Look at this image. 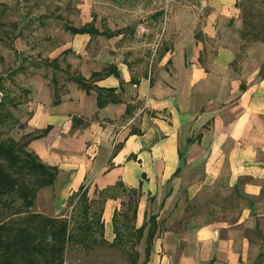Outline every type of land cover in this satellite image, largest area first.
I'll use <instances>...</instances> for the list:
<instances>
[{"label":"crops","instance_id":"crops-1","mask_svg":"<svg viewBox=\"0 0 264 264\" xmlns=\"http://www.w3.org/2000/svg\"><path fill=\"white\" fill-rule=\"evenodd\" d=\"M192 1L198 10L177 14L179 30L176 9L169 27L160 30L163 42L157 72L130 71L131 63L117 52L123 35L96 37L102 46L108 43L107 52L97 47L91 61L70 59L71 71L86 78L93 71L115 64L124 81L122 89L113 75L96 84L117 88L122 102L98 108L94 90L87 94L76 83L63 80L59 84L61 102L54 104L50 80L35 79L27 133L48 125L52 129L47 136L33 140L29 149L44 162L60 168L54 186L44 189L56 188L65 195L84 183L90 185L89 193L93 194L95 187L103 189L119 180L129 188H137L143 181L136 227L145 221L149 207L142 173L151 183L147 194L150 191L155 200L164 185L175 182L168 194L176 195V210L185 214L176 219V264H264V101L252 99L255 76L249 74L246 60L238 56L242 17L236 3L240 0ZM80 7L85 21H89V5L82 3ZM184 19L190 20V30H183ZM142 20L148 22L147 17ZM121 27L109 23L112 30ZM69 35L72 51L82 57L89 54L86 48L90 35ZM256 43L258 49L264 48ZM99 49L104 52L102 58ZM132 78L139 83H132ZM137 101L140 107L127 115L126 105ZM73 117L78 118L75 126ZM131 130L140 133L132 134ZM198 133L201 138L186 144L187 138ZM119 144L122 148L112 157ZM210 190L224 200L234 197L239 206L237 215L200 222V217L207 214L195 211L204 203L200 196ZM236 194L242 197L236 200ZM121 200L110 198L104 204L106 233ZM158 241L157 236L148 264H153L155 256L160 260L157 264H174L169 253H161L162 247L166 249L165 245L159 248Z\"/></svg>","mask_w":264,"mask_h":264},{"label":"rangeland","instance_id":"rangeland-1","mask_svg":"<svg viewBox=\"0 0 264 264\" xmlns=\"http://www.w3.org/2000/svg\"><path fill=\"white\" fill-rule=\"evenodd\" d=\"M82 3L89 5L91 17L88 18L89 21H85L83 17L80 7ZM194 6L195 3L192 0H0V100L6 104L1 111L7 116L5 122L0 124V139L21 140L27 134L24 124L30 118L31 86H33L32 82L35 79L50 80L56 77L62 85L63 80L66 81L68 77L65 70L70 59L77 61L78 59L91 58L89 59L91 61L93 55H97V47H104L103 50L107 52L108 43L106 42L102 46L100 41L93 37L86 48L89 54H85L84 57L76 54L69 47L71 39L69 32L65 29L66 25L81 26L96 16L95 23L101 30L109 28L110 22L116 27H134L136 32L133 35L130 34V29L125 30L117 52L122 55L124 60L131 63L129 65L130 71L137 74L144 73L146 69L157 72V56L163 42L159 36L160 30L169 27L175 9L176 30H179L180 19L177 14L180 11L188 12L190 9L197 11L198 9ZM156 10L164 11V17L158 19L159 24L152 21V15ZM166 10L167 14L165 13ZM144 17L148 18L147 23L143 22L142 18ZM201 22L202 19L200 24ZM190 23V20L184 19L183 30H190L193 27ZM257 46L258 44L255 46L254 42L241 41V51L238 56L239 60H246L249 74L255 76L252 81L256 83L253 87L252 99L264 101V81L260 82L262 79L260 73H255L264 60V48L258 49ZM260 46L264 47V43H261ZM99 54L98 56L102 58L104 52L99 49ZM56 57L59 58L60 70L49 65L51 60ZM133 105L135 108L140 107V101ZM143 180L146 184L145 197L148 196L149 201L146 212L148 215L151 213L158 214L160 224L158 238L160 241L157 245L159 248L165 245L166 251L162 247L161 253H169L172 256L170 262L176 264V229L178 227L176 226V219L184 218L185 214L176 210V195L167 196L168 191L172 189L170 185L175 184V182L172 181L164 185L158 200L154 198L153 200L150 197L151 192L149 191L147 194L151 183L146 178ZM116 192L119 191L117 189L109 191L111 194ZM116 194L119 195L118 199H122L118 220L123 222L125 218L122 214L126 211L124 203L128 201V197L123 194ZM67 196L70 197L71 195L59 193L56 188L42 189L38 193L33 210L49 216H67L74 226L80 220V207L76 203L78 198L76 197L71 201V204L66 206ZM89 196L91 199L96 198V195L92 193ZM200 197L204 203H201L198 211L207 214V216L200 217V222L213 217L233 218L239 211V206L235 202L227 200L228 196L224 200L210 190L208 194L205 195L204 193ZM164 199L168 200L162 206L160 203ZM98 208L99 206L93 207V211L98 210ZM90 218H94V214L91 213ZM130 224L136 226V220L130 221ZM179 228L181 229V227ZM104 237L109 242L114 240L113 223L107 233L104 227ZM144 247L145 241L136 246V250L139 252L137 264H142L144 260ZM153 261V264L160 262L157 256ZM64 264L132 263L122 247L98 246L94 249L84 250L69 246L65 253Z\"/></svg>","mask_w":264,"mask_h":264},{"label":"trees","instance_id":"trees-1","mask_svg":"<svg viewBox=\"0 0 264 264\" xmlns=\"http://www.w3.org/2000/svg\"><path fill=\"white\" fill-rule=\"evenodd\" d=\"M236 7L241 12L242 29L240 38L245 42L264 43V0H240ZM162 12L156 11L153 15V21H159ZM96 16H93L90 22L81 26L68 24L66 31L76 34H88L92 38L103 36L106 38L123 35L125 30L130 29V34L134 33V27H121L115 30L105 28L99 29L96 25ZM68 51V50H66ZM49 65L55 69H61L59 58L51 60ZM68 77L66 81L74 82L80 89L87 94L94 90L96 92V105L98 108H104L111 103L122 102L121 94L115 87H102L96 84V81L115 76L120 80V88L124 84L122 77L115 64H108L100 71H93L89 78H86L78 71H71L67 64ZM63 71V70H62ZM260 76H264V63L259 70ZM132 83H139L135 78ZM50 84L54 89V104L61 102L59 93V80L56 77L50 79ZM241 90L245 86L241 85ZM5 102L0 100V124L7 119L6 113L2 114ZM135 109L133 104L126 105V114H131ZM31 116V112H30ZM78 122L77 117L72 118L73 126ZM27 123L24 124V127ZM52 126L48 125L43 129H37L25 134L21 140L14 138L0 139V264H64L65 253L69 246L82 248L84 250L94 249L98 246L122 247L125 249L129 261L137 264L139 252L136 246L145 241L144 260L142 264H148L154 251L155 239L158 236L160 224L158 214L151 213L145 215V221L139 227L130 224V221L136 220L138 205L142 196L143 181H140L139 187L129 188L122 181L106 188L95 187L93 194L96 198L89 196L90 185L84 183L77 191L73 192L67 198L65 205L71 204L76 197L77 205L80 207V220L74 226L67 216H49L41 212L34 211L38 193L46 188L54 186L60 168L57 165H51L35 152L29 149L33 140L43 138L51 131ZM132 134H139L138 130H131ZM201 133L187 138L186 144L194 143L196 139L201 138ZM122 148V144L116 145L112 152V157ZM180 159H183V152H179ZM132 158H136L132 155ZM180 171V168L174 173V177ZM142 178L146 174L142 173ZM117 189L119 194L128 197L126 211L123 212L125 220H118L119 210H115L112 223L115 233L114 240L109 242L104 237V222L102 214L104 204L107 199L118 198V194L109 193L110 190ZM167 194V196H169ZM242 197L236 194L235 199ZM153 199V197L151 198ZM234 197H227V200L234 202ZM165 201H162V206ZM99 206L98 210L93 211V207ZM189 206L186 207V211ZM94 214V218L90 215ZM199 213V211H195ZM129 247V248H127Z\"/></svg>","mask_w":264,"mask_h":264}]
</instances>
